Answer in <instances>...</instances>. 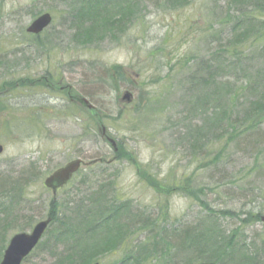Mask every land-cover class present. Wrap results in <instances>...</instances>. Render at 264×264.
Returning a JSON list of instances; mask_svg holds the SVG:
<instances>
[{
	"label": "rangeland",
	"instance_id": "obj_1",
	"mask_svg": "<svg viewBox=\"0 0 264 264\" xmlns=\"http://www.w3.org/2000/svg\"><path fill=\"white\" fill-rule=\"evenodd\" d=\"M118 1L0 0V179L24 191L15 200L14 191L0 189V259L15 234L30 232L51 210L44 179L79 157L105 162L81 169L56 193L57 221L24 264L74 257L86 227L82 208L74 215L71 204L97 191L105 205H127L131 224L121 245L97 255L101 264H264V119L258 140L224 133L264 95V2L135 0L134 17L106 27L114 32L100 27L88 41L86 29L77 39L72 14H91L94 2L113 12ZM48 12L47 29L26 32ZM214 91L232 115L210 128L194 106ZM68 94L86 97L95 112L72 105ZM153 177L162 191L149 184ZM68 216L75 233L57 240ZM149 216L160 222L155 230H137L136 217ZM210 228L217 244L205 239ZM221 248L214 259L210 252Z\"/></svg>",
	"mask_w": 264,
	"mask_h": 264
},
{
	"label": "trees",
	"instance_id": "obj_2",
	"mask_svg": "<svg viewBox=\"0 0 264 264\" xmlns=\"http://www.w3.org/2000/svg\"><path fill=\"white\" fill-rule=\"evenodd\" d=\"M120 1L116 2L118 3L117 10L113 12L109 11V9L106 7H102L101 9V7L94 2L95 7L93 8V13L91 12V14H89L86 9H81L80 11H77L75 15L72 14L71 20L72 18L75 20L73 21L76 25H74V29L76 30L77 39L81 37H78L81 32L85 31L86 29L87 32L83 33L82 35H84L86 40L92 41L96 36L98 37L100 32H103V30L108 31L109 33L114 32L111 29H106L108 25H112L114 22H117L118 25L127 23L130 17H127L126 15H132V9L137 6V4L133 5L135 0H125L123 3H119ZM232 1L236 3L242 2V5L250 1H252L251 3H253L254 1L264 2V0ZM241 13L242 15H247L248 18L244 17L245 20L248 19V21L252 23V17L248 12L245 11V9ZM132 17H134V15H132ZM241 22V20L238 21V23ZM100 27H102V30L100 29ZM119 27L121 28V26ZM226 52H228V50H226ZM193 76L194 75H192V77ZM192 77L190 79L191 84L198 85V79L195 80L192 79ZM202 79L204 80V82L211 80L210 76L208 78ZM219 92L214 91V95L209 94V96H207L208 100H205V98L200 99L199 97L195 102L194 110L196 109L198 112H202L201 116L205 118L210 128V124H215V126L221 127L223 125L222 116L229 117L230 115H232V112L227 108V106H225V98L222 96V94L219 100ZM232 97L233 96H231L230 99L231 101H233ZM212 98H214L212 100L214 102H210ZM247 110L248 112H245V119L237 120V122L235 123L233 121H230L231 123L229 126L227 124V127L229 128L224 132L225 134L229 132V134L231 133L233 136H237L238 134H243V132L244 134L252 132V139L258 140V137L260 135L258 136L257 130L260 128L264 119V95H261L258 100H252L251 102H249ZM208 111L212 112L210 113L213 115L211 118H208ZM229 130H231L232 132ZM151 179H153L151 180V183H149L151 187L154 188V190H156L157 192L162 191L160 190V188L164 186V184H162V181L158 180L156 177H153ZM164 180L169 184L166 179ZM176 182L177 181L171 184L173 186H177L178 183ZM16 184L17 183L11 184V181L7 177L4 179H0V189H5L7 191H10L11 193L12 191H14L15 195L17 196H14L15 200L20 198L24 192L23 190H20L19 185ZM96 193L97 194H95L94 196L91 195L90 198L88 197L87 200L89 202L87 200H81L82 202H79L78 204L76 201L72 202L71 205H75L72 208V212L74 215H76V213H78V210L82 208V213L85 218V223H83V226H85L86 228L81 231L80 236L82 237V239L77 238V242L80 244V246L78 248H73L72 254H74V257L73 255H71L70 257L59 256L56 260L53 259V264H67L66 262L68 261L71 262L70 264H92V262L97 261V255L100 256L103 253L113 252V250H115L119 245L122 244V240L124 239L123 235L125 232H129L131 226L130 222H128L130 220V217L128 215V212L126 211L127 205H118L114 202V200L110 202L111 204L108 203L107 205H105L102 202L103 200L100 199V192L97 191ZM50 205L51 210L48 213L49 215L53 216V223H55L58 218L56 201H51ZM137 215L138 214H135V216ZM71 218L72 217L70 216L66 217L64 220L66 224L64 225H61L59 223V226H57V229L53 235L54 238H57V240L60 238L67 239L69 238V235L75 233V230L72 229L74 228V226L70 225L69 220ZM149 219H151L150 216L146 218V220H142L136 217L134 224L137 225V230H155V226H158L157 224H159L160 222H156V224H154L152 222L153 219H151L150 221ZM216 234L217 232L215 230L211 228L209 229L208 235L205 237L208 244H217L216 242H214ZM122 237L123 239H121ZM0 252H2L1 249ZM210 253L212 254V256H214V259H216L215 255H220L221 257L224 255L222 248L221 250H215L214 252L211 251Z\"/></svg>",
	"mask_w": 264,
	"mask_h": 264
},
{
	"label": "water",
	"instance_id": "obj_3",
	"mask_svg": "<svg viewBox=\"0 0 264 264\" xmlns=\"http://www.w3.org/2000/svg\"><path fill=\"white\" fill-rule=\"evenodd\" d=\"M51 15L50 13L43 14L37 17L36 20L28 27L27 31L35 34L40 33L42 30L48 27L51 23ZM124 100L127 102L131 100V93H126L124 95ZM75 100H78L83 106H88L90 109L92 106L89 105V102L86 98H82L80 96H76ZM103 133L102 136H106V129L102 128ZM110 142L114 146L115 150L116 143L113 139L109 138ZM3 150V146L0 143V154ZM89 163H85L80 159L73 160L66 164V166L55 170V172L46 178L45 184L52 189L54 198L56 199L57 189L66 185L72 176L77 172V170L81 166H86ZM264 221V215L261 217ZM52 217L49 216L46 220L40 221L36 224L32 232L28 233H17L12 237L8 247L5 249L4 257L0 264H22V260L26 258L28 254L31 253L32 249L36 247L38 242L42 239L41 237L47 230V226L51 223ZM206 264V263H200Z\"/></svg>",
	"mask_w": 264,
	"mask_h": 264
}]
</instances>
